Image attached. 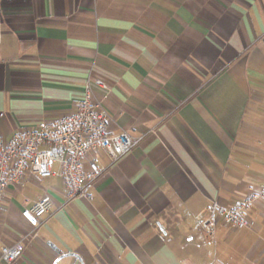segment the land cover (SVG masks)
Returning a JSON list of instances; mask_svg holds the SVG:
<instances>
[{"label":"crops","instance_id":"1","mask_svg":"<svg viewBox=\"0 0 264 264\" xmlns=\"http://www.w3.org/2000/svg\"><path fill=\"white\" fill-rule=\"evenodd\" d=\"M90 70L108 133L142 139L96 152L90 199L58 175L9 185L0 247L24 252L0 264H264V201L201 225L264 187V0H0L1 139L74 112ZM45 195L33 230L21 210Z\"/></svg>","mask_w":264,"mask_h":264},{"label":"built area","instance_id":"2","mask_svg":"<svg viewBox=\"0 0 264 264\" xmlns=\"http://www.w3.org/2000/svg\"><path fill=\"white\" fill-rule=\"evenodd\" d=\"M108 89V84L93 71L88 72L82 98L74 112L47 119L40 117L28 127L15 132L9 140L0 138V202L9 185L20 184L27 174L38 178L58 175L65 189L67 201L90 199L87 189L104 173L97 151L105 153L109 165L138 145L141 137H132L122 130L110 134L107 109L94 97V88ZM57 165V170L53 166ZM264 201V187L234 202L229 207L209 208L202 220V229L211 232L213 218H220L231 227L247 226V216L254 203ZM51 199L45 195L32 207L21 210V216L36 230L40 218L46 215ZM1 212V204H0ZM24 252V245L16 242L0 247V260L11 263Z\"/></svg>","mask_w":264,"mask_h":264}]
</instances>
